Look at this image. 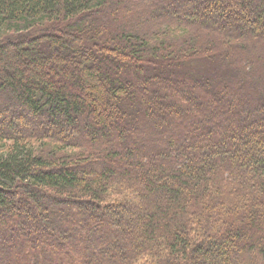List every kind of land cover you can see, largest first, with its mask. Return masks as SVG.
I'll return each mask as SVG.
<instances>
[{
  "label": "trees",
  "instance_id": "16d2710c",
  "mask_svg": "<svg viewBox=\"0 0 264 264\" xmlns=\"http://www.w3.org/2000/svg\"><path fill=\"white\" fill-rule=\"evenodd\" d=\"M0 264H264V0H0Z\"/></svg>",
  "mask_w": 264,
  "mask_h": 264
},
{
  "label": "rangeland",
  "instance_id": "374dc122",
  "mask_svg": "<svg viewBox=\"0 0 264 264\" xmlns=\"http://www.w3.org/2000/svg\"><path fill=\"white\" fill-rule=\"evenodd\" d=\"M242 19H243V18H242ZM197 72H198V74H201V70H200V69H198V71H197Z\"/></svg>",
  "mask_w": 264,
  "mask_h": 264
}]
</instances>
